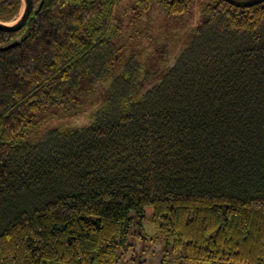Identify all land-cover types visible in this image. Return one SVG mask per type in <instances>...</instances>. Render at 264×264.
<instances>
[{
    "label": "trees",
    "instance_id": "1",
    "mask_svg": "<svg viewBox=\"0 0 264 264\" xmlns=\"http://www.w3.org/2000/svg\"><path fill=\"white\" fill-rule=\"evenodd\" d=\"M119 1L32 0L0 30V264H119L147 209L177 264H264V2L210 0L152 80L127 24L190 0H136L126 25ZM21 9L0 0V22ZM84 77L85 124L37 136L36 114L81 106Z\"/></svg>",
    "mask_w": 264,
    "mask_h": 264
},
{
    "label": "rangeland",
    "instance_id": "2",
    "mask_svg": "<svg viewBox=\"0 0 264 264\" xmlns=\"http://www.w3.org/2000/svg\"><path fill=\"white\" fill-rule=\"evenodd\" d=\"M136 0H120L116 15L122 19L124 25L133 15L132 8ZM210 3V0H190L189 12L176 18H170L162 22L159 18L151 19V15H141L132 24H127V35L137 33V37L130 39L124 34V52L134 51L135 54L144 61L145 67L152 68V64H159L160 68L152 77L157 80L165 71L163 59L165 55H158V51H167L169 56L177 54L181 48L190 41L194 30L205 20L203 8ZM22 13V9L19 15ZM17 16V18L19 17ZM16 18V19H17ZM159 56V57H158ZM156 66V65H155ZM95 92V90H94ZM93 87L88 78L82 79L81 106L74 111L53 107L45 112L36 114L34 121H40L39 128H36L37 136L50 127L69 128L79 127L85 124L87 112L91 111ZM101 94H103L102 91ZM83 99V100H82ZM70 105H66L69 107ZM36 136V137H37ZM151 210H146V220L144 222V233L146 239H141L137 234L129 237L127 253L123 255L119 264H177L181 261L184 248L174 250L171 244H167L163 239H153L155 230L150 223ZM136 231V227L133 229ZM137 232V231H136Z\"/></svg>",
    "mask_w": 264,
    "mask_h": 264
},
{
    "label": "water",
    "instance_id": "3",
    "mask_svg": "<svg viewBox=\"0 0 264 264\" xmlns=\"http://www.w3.org/2000/svg\"><path fill=\"white\" fill-rule=\"evenodd\" d=\"M225 2L229 3L230 5L237 7V8H247L252 7L264 2V0H224ZM22 2V13L19 15L17 19L10 23L0 22V30L1 31H19L27 22L32 10H33V3L32 0H21ZM14 42L5 46L0 47V50H5L14 46Z\"/></svg>",
    "mask_w": 264,
    "mask_h": 264
}]
</instances>
